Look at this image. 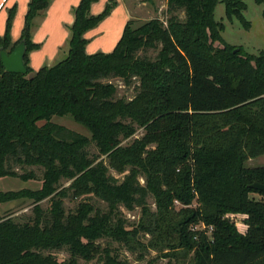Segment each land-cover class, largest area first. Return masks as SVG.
<instances>
[{
	"label": "trees",
	"instance_id": "16d2710c",
	"mask_svg": "<svg viewBox=\"0 0 264 264\" xmlns=\"http://www.w3.org/2000/svg\"><path fill=\"white\" fill-rule=\"evenodd\" d=\"M49 1H27L14 42L9 8L0 36L7 52L24 40L26 67L19 74L0 64V178H34L13 165L41 169L38 188L0 191V204L33 203L29 221L0 215V264H84L79 259L96 256L103 264H122L97 242L101 238L174 259L166 264H264V192L249 186L264 183V167L244 166L264 154V51L248 54L222 40V24L212 15L218 0H166L164 23L149 18L132 26L127 20L110 51L86 53L84 32L115 2L107 0L91 14L97 0H78L64 57L32 71L27 53L37 44L30 40L31 23ZM220 1L227 18L247 26L243 0ZM146 49H157L155 56L139 55ZM114 77L137 81L131 98H115L108 81ZM63 115L89 137L50 120ZM138 128L140 136L121 144ZM91 143L97 155L90 157ZM61 179L68 184L58 188ZM88 195L106 210L80 201L65 213L63 198ZM45 198L50 203L43 212L38 202ZM119 206L139 208L131 228L116 215ZM236 213L247 225L243 234L227 216ZM140 232L148 235L145 243L137 239ZM58 249L68 256L43 253Z\"/></svg>",
	"mask_w": 264,
	"mask_h": 264
},
{
	"label": "rangeland",
	"instance_id": "374dc122",
	"mask_svg": "<svg viewBox=\"0 0 264 264\" xmlns=\"http://www.w3.org/2000/svg\"><path fill=\"white\" fill-rule=\"evenodd\" d=\"M243 1L245 3V8L242 10V16L247 22L246 27L235 16H231L230 19L225 16L224 5L220 0L216 2L212 15L215 21L222 24L219 34L225 43L233 46L234 48H239L245 53L256 55L259 52L264 51V19L262 17L264 5L262 3H256L254 0ZM132 4L138 6L140 5V8H131L133 12L129 20L131 21L132 26H136L149 18H158L164 23L169 15L166 12V0H132ZM174 13L179 20L184 19V14L181 10H177ZM156 51L157 49H146L144 51H140L139 55H145L149 58H153ZM59 54L60 56L55 59L54 63L64 57L63 53L62 55L61 53ZM108 81L113 83L115 86V98L121 97L129 99L135 93L137 85V81L135 79H131L129 83H124L121 79L116 77L109 78ZM50 120L73 132L89 137L88 131L81 124L75 122L69 115L52 116ZM142 132L143 130L141 128L136 129L134 134L126 139H123L121 144H128L133 137L140 136ZM86 151L90 157L97 155V150L92 143L87 146ZM98 159L105 160L104 156H99L97 160ZM244 166L264 167V154L245 160ZM12 169L17 173L32 171L34 178L21 181L17 177H1L0 191L18 190L20 188L36 189L40 186V167H19L18 165H13ZM109 173L114 175L117 179L121 178V174L112 170H109ZM139 182L141 183L142 180L139 179ZM67 184L68 181L61 179L59 180L58 188L66 186ZM80 201H86L93 207L99 208L102 211L106 210L105 203L92 195L79 198H71L70 196H67L62 199V206L65 213L74 211L77 203ZM146 202L149 208L153 210L154 205L150 196L147 197ZM49 203V198H45L38 202V206L43 212H46L49 207ZM192 205H194V203H192ZM174 206L175 208H178L180 204L174 201ZM32 207L33 203H31L28 199H17L14 201L4 202L0 204V215L9 216L14 221L21 223L29 221L33 217ZM116 215L120 216L124 220V226L126 228H131L138 221L140 210L138 207L128 210L119 206ZM227 216L231 221H233L238 230L240 226H243L242 214H228ZM197 227H199V225ZM137 239L141 243H145L148 239V235L140 232L137 234ZM97 242L101 246L108 247L109 254L122 264H166L168 259L174 261L173 258L162 257L160 253H156L151 249L144 250L143 248L135 246L132 250H127L121 243L110 241L108 238H101L97 240ZM46 252L51 253L59 259L66 258L68 256L64 249L43 251V253ZM79 262H83L84 264H103V260L97 258V256L89 261L79 259Z\"/></svg>",
	"mask_w": 264,
	"mask_h": 264
},
{
	"label": "crops",
	"instance_id": "0c3cea01",
	"mask_svg": "<svg viewBox=\"0 0 264 264\" xmlns=\"http://www.w3.org/2000/svg\"><path fill=\"white\" fill-rule=\"evenodd\" d=\"M27 1L0 0V36L4 31L7 10L14 7L9 37L11 42L18 39ZM106 1L97 0L92 3L90 13L100 12ZM77 2L78 0H50L46 8L33 18L30 40L37 44V48L27 53V66L32 71L41 66L52 65L55 59L60 56L59 53L65 55L69 36L68 26L72 22V9ZM114 2L109 14L96 26L84 32L83 36L87 39L86 53L110 51L120 37L125 22L132 16L131 8H140V5H133L132 0H114Z\"/></svg>",
	"mask_w": 264,
	"mask_h": 264
},
{
	"label": "water",
	"instance_id": "95a60500",
	"mask_svg": "<svg viewBox=\"0 0 264 264\" xmlns=\"http://www.w3.org/2000/svg\"><path fill=\"white\" fill-rule=\"evenodd\" d=\"M24 52L25 45L23 39H20L8 52L0 47V64L4 70L7 72L25 74L26 67L23 62ZM249 186L264 192V183L252 182Z\"/></svg>",
	"mask_w": 264,
	"mask_h": 264
},
{
	"label": "clouds",
	"instance_id": "9594fccd",
	"mask_svg": "<svg viewBox=\"0 0 264 264\" xmlns=\"http://www.w3.org/2000/svg\"><path fill=\"white\" fill-rule=\"evenodd\" d=\"M246 228H247V225L240 226L239 231L243 234Z\"/></svg>",
	"mask_w": 264,
	"mask_h": 264
}]
</instances>
